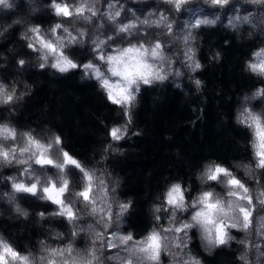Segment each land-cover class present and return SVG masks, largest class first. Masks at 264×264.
Instances as JSON below:
<instances>
[{"label": "trees", "instance_id": "trees-1", "mask_svg": "<svg viewBox=\"0 0 264 264\" xmlns=\"http://www.w3.org/2000/svg\"><path fill=\"white\" fill-rule=\"evenodd\" d=\"M9 2L11 8L0 6V82L7 86V91L14 90L19 99L0 104V124L15 128L17 138L0 140V144L5 148L23 147L24 133L45 144L59 135L62 143L56 148L55 156L63 160L61 150L68 152L104 181L112 203L113 224L104 229L98 223L100 216L91 215L82 199H76L75 193L84 186L79 169L70 166L68 177L71 181L68 196L80 213L74 227L65 218L51 215L57 208L49 202L23 193L15 194L17 199L10 202L4 195L12 192L7 178L24 179L20 175L24 165L0 162V238L21 256H27L30 264H49L50 260L54 264H76L88 258L90 252L97 257L93 264H122L128 253L123 246L109 249L107 233H132L140 239L153 228L167 227L170 211L159 213L161 220L156 221L154 207H166L164 196L172 184L190 188L185 193L188 203L204 191L227 199V178L204 181L206 166L215 162L228 168L249 189L255 205L252 226L247 231L229 229L233 239L211 248L201 238L200 231L193 229L188 247L182 251L171 245L175 233H168L169 248L161 253L160 264H183L189 257L199 260L200 264H245V260L247 264H264V234L257 231L259 218L264 216V205L258 202L264 199L259 196L264 191V169L256 168L258 158L252 146L257 142L254 128L238 122L245 107L264 116V96L242 102L243 97H253L258 89L264 88V75L248 68V63L254 62L253 53L264 49V0H229L223 7L206 0H188L180 12L167 0H91L98 16L90 22L75 16H55L51 0ZM64 2L79 6L82 0ZM110 3L116 7L110 10ZM31 6L37 10L29 14ZM115 10L121 11L118 21L124 23L145 18L157 20L161 13L166 15L174 35H168L166 27L141 26L140 31L150 34L146 43L160 39L165 44V55L171 61L170 66L165 63V71L181 72L179 77L173 74L163 82L141 85L131 109L132 123L127 125V134L120 141L111 138L110 130L127 123L123 108L111 103L99 84L85 79L80 70L64 74L51 68L41 70L38 53L29 49L28 40L22 38L25 34L31 36L28 30L37 25L49 37L57 23L74 35L77 30H83L87 33L84 46H75L69 51L74 59L84 63L95 58L91 39L115 33L116 26L107 18L108 12ZM197 16H219L220 20L214 26L193 29L195 40L191 46L201 68L192 71L184 56L182 37L188 31L184 25ZM243 16L249 20L235 28L229 26V19ZM58 34L64 35L62 29ZM118 43L127 46L126 42ZM105 51L111 52V49ZM19 59L27 62L24 68L18 65ZM102 68L107 71L106 64ZM17 70L22 71L20 76ZM117 79L112 78L113 82ZM195 80L201 81L199 87ZM47 175H58L57 169L49 168ZM129 201L132 208L117 226V202ZM17 203L29 213L27 217L15 211ZM40 212L45 213L43 219ZM191 213L192 209L177 213V221L190 219ZM74 231L78 235L74 236ZM97 232L105 234L103 242L96 240ZM69 247L71 252L66 251ZM53 249L62 255L50 256ZM10 264H19V261H10Z\"/></svg>", "mask_w": 264, "mask_h": 264}, {"label": "snow or ice", "instance_id": "snow-or-ice-1", "mask_svg": "<svg viewBox=\"0 0 264 264\" xmlns=\"http://www.w3.org/2000/svg\"><path fill=\"white\" fill-rule=\"evenodd\" d=\"M168 3L174 4L176 11H181L182 4L188 0H167ZM212 5L223 7L229 3V0H206ZM261 2V0H255ZM0 6L11 8L12 4L9 0H0ZM115 3H110L108 8L114 9ZM51 8L57 17H78L85 21H91L92 17L98 16V11L94 8L91 0H82L79 6H73L65 3L64 0H51ZM90 13V15H86ZM121 11H109L107 18L116 26L115 33L112 35H97L91 39V51L95 54L94 59H89L84 63L78 62L73 58V54L69 49L75 46H84V38L87 33L83 30H77L74 35L69 28L63 24L57 23L51 28V36H47L41 32L40 26L30 28L28 31L31 36L25 34L23 39L28 40L27 47L33 52L38 53V59L41 61L38 67L43 70L51 68L60 74L68 73L73 70H80L85 79L95 80L100 88L107 94L108 100L123 108V115L126 118V124L115 126L110 130V136L114 141L123 139L128 131L127 125L132 123L131 109L135 105L137 94L140 92L141 85H152L155 82H163L168 79L169 75L179 77V70L175 73L165 71V63L170 66L171 61L165 55V44L157 39L154 43H146L145 39L149 33L141 32V26L167 28L168 35H174L173 25L163 13L159 19L129 21L127 23L118 21ZM103 18V14H100ZM220 20L219 16L214 18L195 17L193 21L184 25L188 29L187 33L182 37L185 44L184 56L188 62V66L192 71L201 68V64L195 59V49L191 46V42L195 40L193 29L203 26H214ZM248 16L235 17L229 19L230 27H237L240 22H247ZM103 27V25H100ZM63 31L64 35L58 34V30ZM135 40L136 42H133ZM126 42L127 46H119V43ZM111 52H106V49ZM254 62L248 63L251 72L264 75V49H260L253 53ZM99 61L100 63H96ZM21 68H24L26 61L19 59L17 61ZM107 65L105 72L102 65ZM118 78L113 82L112 78ZM197 87L201 85L200 80H195ZM264 96V88L258 89L252 98ZM19 99L15 96L14 90L7 91V86L0 82V104H9ZM249 99L245 97V100ZM238 122L247 127L254 128L256 143L252 146L256 150L255 156L258 158L256 168L264 169V116L252 112L245 107L243 112L238 116ZM25 144L23 147L5 148L0 144V162L4 164L24 165L20 175L24 179H18L10 176L7 179L11 183V194L5 193L10 202L17 199L15 194H27L36 197L41 201L49 202L56 205L57 210L51 213L53 216L63 217L69 223L77 227L76 221L80 219L79 210L76 208L74 201L69 199L70 193L69 167L79 169L83 174L84 186L80 191L75 193L76 199H82L85 207L90 209L91 215H99L98 223L108 229L113 224V208L109 201L108 189L103 180H99L95 172L86 169L77 159L69 155L68 152L61 150L63 160L55 156L56 148L62 143L61 137L56 135L54 140L49 143H42L34 138L30 133L23 134ZM16 129L8 124H0V140H16ZM49 168L57 169L58 175H47ZM205 181H221V178H227L228 187L227 196L234 199L225 200L217 197L212 191L201 192L191 203H188L185 193L190 188L183 187L180 183L172 184L164 196L166 207L161 208L155 206L154 211L156 221L161 220L159 213L169 212L168 226H161L159 229L153 228L143 238L136 239L132 233L126 235L118 231L107 233V247L109 249L123 246L128 253L127 259L122 264H160L162 252H166L169 248L168 233H175L171 239V245L181 251L188 247L191 239L190 232L193 229L200 231L201 238L206 242L207 246L219 247L225 245L233 237L229 234V229L247 231L253 223L252 217L255 211L253 197L249 189L241 180L237 179L233 173L226 167L218 163L212 162L206 166L203 173ZM114 191V189H113ZM97 193H100L98 196ZM260 197H264V191L259 193ZM246 202V203H242ZM264 205V199L258 201ZM118 212L115 213V223L117 226L122 224L123 217L132 208V202H117ZM192 209L191 217L187 220L177 221V213H186ZM15 211L22 216L27 217L29 213L24 211L17 203ZM39 216L43 219L44 212H40ZM257 231L264 234V216L259 218ZM73 235H78L74 231ZM105 234L103 232L96 233V240L104 241ZM259 247V246H257ZM66 251L71 252L69 247ZM62 255L58 250L53 249L50 256L55 257ZM119 259V257H114ZM97 257L90 252L88 258H82L76 261V264H93ZM245 260L244 256L240 257ZM10 261H19V264H30L27 256H21L14 248L3 238H0V264H10ZM49 264H54L49 261ZM183 264H200V261L189 257L183 261ZM245 264L247 261L245 260Z\"/></svg>", "mask_w": 264, "mask_h": 264}, {"label": "rangeland", "instance_id": "rangeland-1", "mask_svg": "<svg viewBox=\"0 0 264 264\" xmlns=\"http://www.w3.org/2000/svg\"><path fill=\"white\" fill-rule=\"evenodd\" d=\"M35 10H37V8H35L34 6H31V7H29V9H28V13L29 14H31V13H33ZM16 74L18 75V76H20L21 74H22V71H19V70H17L16 71ZM249 99H247V100H245V97H243L242 98V102H245V101H252L253 100V98L250 96V97H248ZM12 115H14V113L12 114ZM204 181H205V179H204ZM227 181V180H226ZM225 185H227L226 183H225ZM2 199L3 200H6V198L3 196L2 197ZM228 199H234V198H230V197H227V199L226 200H228ZM242 203H246V202H242ZM13 213V212H12ZM260 258V254L257 252L256 253V259L258 260Z\"/></svg>", "mask_w": 264, "mask_h": 264}]
</instances>
